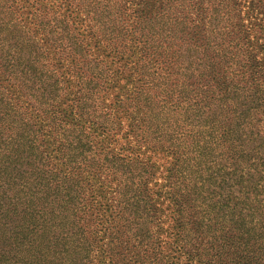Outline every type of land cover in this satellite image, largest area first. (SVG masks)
Instances as JSON below:
<instances>
[{"label": "trees", "instance_id": "obj_1", "mask_svg": "<svg viewBox=\"0 0 264 264\" xmlns=\"http://www.w3.org/2000/svg\"><path fill=\"white\" fill-rule=\"evenodd\" d=\"M0 264H264V0H0Z\"/></svg>", "mask_w": 264, "mask_h": 264}, {"label": "rangeland", "instance_id": "obj_2", "mask_svg": "<svg viewBox=\"0 0 264 264\" xmlns=\"http://www.w3.org/2000/svg\"><path fill=\"white\" fill-rule=\"evenodd\" d=\"M34 117H36L35 115H33ZM37 118V117H36ZM37 122L38 125L41 126L44 129V134H46L47 132H51L50 129L48 128L47 124L43 121V119L41 118H37ZM165 178L164 177V171L163 169L160 167L158 171H156V179H155V183L158 184H165Z\"/></svg>", "mask_w": 264, "mask_h": 264}]
</instances>
